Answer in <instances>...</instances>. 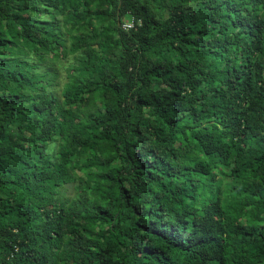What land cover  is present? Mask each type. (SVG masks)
Here are the masks:
<instances>
[{"label": "trees", "instance_id": "16d2710c", "mask_svg": "<svg viewBox=\"0 0 264 264\" xmlns=\"http://www.w3.org/2000/svg\"><path fill=\"white\" fill-rule=\"evenodd\" d=\"M0 264H264V0H0Z\"/></svg>", "mask_w": 264, "mask_h": 264}, {"label": "rangeland", "instance_id": "374dc122", "mask_svg": "<svg viewBox=\"0 0 264 264\" xmlns=\"http://www.w3.org/2000/svg\"><path fill=\"white\" fill-rule=\"evenodd\" d=\"M30 62H33V59H30ZM41 69L40 68H38V71H40ZM60 75H61V77H60V81H61V83L64 81V77H65V74L63 73V71H60Z\"/></svg>", "mask_w": 264, "mask_h": 264}, {"label": "built area", "instance_id": "2783aa9c", "mask_svg": "<svg viewBox=\"0 0 264 264\" xmlns=\"http://www.w3.org/2000/svg\"><path fill=\"white\" fill-rule=\"evenodd\" d=\"M131 26H132L131 23H127V24L125 25V28H131Z\"/></svg>", "mask_w": 264, "mask_h": 264}]
</instances>
